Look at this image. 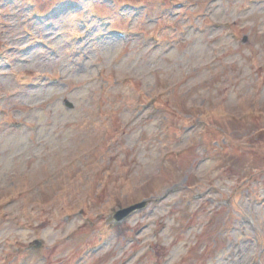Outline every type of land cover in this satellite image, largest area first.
Here are the masks:
<instances>
[{
  "label": "rangeland",
  "instance_id": "rangeland-1",
  "mask_svg": "<svg viewBox=\"0 0 264 264\" xmlns=\"http://www.w3.org/2000/svg\"><path fill=\"white\" fill-rule=\"evenodd\" d=\"M0 264H264V0H0Z\"/></svg>",
  "mask_w": 264,
  "mask_h": 264
},
{
  "label": "water",
  "instance_id": "water-1",
  "mask_svg": "<svg viewBox=\"0 0 264 264\" xmlns=\"http://www.w3.org/2000/svg\"><path fill=\"white\" fill-rule=\"evenodd\" d=\"M144 204V202L139 203V204H135L132 205L130 207H127L125 209H122L121 211L117 212L116 217L118 216L120 217H124L125 215H127L128 213H130L132 210H134L135 208L141 207Z\"/></svg>",
  "mask_w": 264,
  "mask_h": 264
}]
</instances>
